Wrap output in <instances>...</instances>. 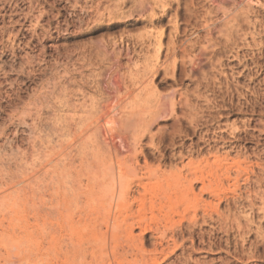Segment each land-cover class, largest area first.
<instances>
[{
    "label": "rangeland",
    "instance_id": "374dc122",
    "mask_svg": "<svg viewBox=\"0 0 264 264\" xmlns=\"http://www.w3.org/2000/svg\"><path fill=\"white\" fill-rule=\"evenodd\" d=\"M107 106L143 168L115 237L92 124ZM2 197L0 231L31 236L0 242V264H264V0H0Z\"/></svg>",
    "mask_w": 264,
    "mask_h": 264
},
{
    "label": "bare ground",
    "instance_id": "6f19581e",
    "mask_svg": "<svg viewBox=\"0 0 264 264\" xmlns=\"http://www.w3.org/2000/svg\"><path fill=\"white\" fill-rule=\"evenodd\" d=\"M107 105V104H106ZM109 105H111V104H109ZM104 106V105H103ZM115 106H113V107H111V106H107V107H100L101 109L100 110H98V112H96V114H95V117H94V120L92 121V124L94 125V129H95V131L97 132V136H98V138L97 137H95L93 140H95L96 138H97V140H95L96 141V144H97V146H96V148L98 149V150H96L97 152L99 151V153H100V155H101V157L100 158H103V157H105V163H106V167H105V171L104 172H102V173H105V175L107 176V178H109V180H110V182H109V184H110V191H111V201L112 200H114V204H109V205H107V206H105V207H108V209H107V212H106V208L104 207V213H106L103 217L102 216H100L101 217V220L102 219H104L105 220V224H104V226L106 227V230L109 232V231H111V233H109V234H111L112 235V237H115V231H119V226H120V221L121 220H119V216L120 215H122L120 212H118V210L119 209H121V207L120 208H118L119 206H120V202H121V205H124V202L125 201H127L128 200V197H129V195H130V190H129V182H130V179H132L133 177H136V175L138 174V172L139 171H141V169H143V168H141L138 164H132L131 163V160L132 159H128L126 162H122V160L119 158L120 156H119V154H120V148H119V144L117 145L116 144V142L115 141H117V142H119L120 143V146H122V144H124V143H126L127 141H126V136H124L125 134H123V133H121L120 132V130H118V123H117V120L114 118V115L112 116L111 114L113 113L112 112V110H114L115 108H114ZM115 112V111H114ZM114 114V113H113ZM150 126V125H149ZM119 128H120V126H119ZM145 131H147L146 129H145ZM141 134V133H140ZM95 135V136H96ZM143 136V135H142ZM128 139V138H127ZM138 139V138H137ZM140 140V139H139ZM95 141H94V143H95ZM126 141V142H125ZM136 141V140H135ZM138 141V140H137ZM139 142V141H138ZM128 144V143H127ZM95 146V145H94ZM102 149V150H99V149ZM94 149L95 148H93V151L92 152H94ZM95 151V152H96ZM100 151H102L103 152V154H101V152ZM124 151V150H123ZM97 152L96 153H93V155L95 156V154L96 155H98L97 154ZM99 155V156H100ZM102 155H105V156H103L102 157ZM91 157H92V155L90 156V159H91ZM80 158V157H79ZM93 158V157H92ZM98 158V157H97ZM96 157L95 158H93V159H95L94 161H96V162H99V159H97ZM129 158V157H128ZM92 159V160H93ZM104 159V158H103ZM72 160H73V158H72ZM84 160V159H83ZM98 160V161H97ZM59 161H60V159H59ZM63 161V160H62ZM85 161V160H84ZM93 161V163H95ZM133 161V160H132ZM90 162V161H89ZM100 162L101 163H103V161L102 160H100ZM76 163V162H75ZM125 163H130L131 165L128 167V166H126L125 165ZM58 164H61V163H58ZM74 164V163H73ZM98 164H100V163H98ZM146 164V163H145ZM192 164V161H189V165H191ZM88 165H90V164H88ZM97 165V164H96ZM96 165H95V167H96ZM102 166H103V164H101ZM100 165V166H101ZM58 166V165H57ZM68 166V165H67ZM92 166V165H91ZM147 166V165H146ZM98 168H100V167H98ZM102 168H104V167H102ZM74 169H76V168H74ZM146 169L148 170H146L147 171V173L149 172V175L151 174V171L146 167ZM95 170V169H94ZM99 170V169H98ZM81 171V170H80ZM99 172V171H98ZM152 172H153V170H152ZM94 173V172H93ZM68 174H69V171H68V168L66 167V165H63L62 166V168L59 170V172L57 173V178L59 179L60 178V180L59 181H63L62 183H60V185H59V183L57 184L58 186H62L63 185V183H64V181H66V180H64V178H66V175L68 176ZM96 175H97V173H95ZM155 174V173H154ZM154 174H152V175H154ZM194 174H196V173H193V175ZM86 175V174H85ZM174 175V174H173ZM179 174H177V176H178ZM189 175V174H188ZM191 176H188L189 177V179L186 177V181H185V177L183 178L184 179V182H187V184L186 183H184V186L186 187V190L188 189L189 191H192L193 189H192V187H193V182L194 181H197L198 180V178L200 179V177H198V178H196V176L194 177L192 174H190ZM65 176V177H64ZM90 176V175H89ZM94 176V175H93ZM102 176V175H101ZM100 176V177H101ZM106 176H105V178H106ZM193 176V178H192V180H194L193 182L191 181V177ZM92 177V176H91ZM98 177V176H97ZM161 177H163V176H161ZM166 177V176H165ZM170 177V176H169ZM173 177V176H172ZM179 177H183L182 175H179L178 177H177V180L179 179ZM202 177V176H201ZM80 178V177H79ZM99 178V177H98ZM104 178V179H105ZM175 180H176V177H173ZM103 179V180H104ZM150 179V178H149ZM183 179H182V181H183ZM108 180V181H109ZM201 180H202V178H201ZM206 180V179H205ZM72 181V180H71ZM198 181H200V180H198ZM92 182V181H91ZM138 182V187H140V186H142V181L140 180V181H137ZM178 184H181V181H179L178 180ZM51 183V182H50ZM183 183V182H182ZM209 183H210V181H209ZM15 184V183H14ZM65 184H66V182H65ZM80 184V183H79ZM20 185V184H19ZM83 185V184H82ZM100 185V184H99ZM98 185V186H99ZM145 185V183L143 184V186ZM147 185V184H146ZM182 185V184H181ZM188 187H187V186ZM206 183H204V181L202 182V186H201V191L200 192H202V191H204L205 189L206 190H208V188H209V191L210 192H214L213 190L215 189V187H213L212 186V184H210V185H207ZM214 185V184H213ZM101 186V185H100ZM209 186V187H208ZM72 187H73V185H72ZM81 187V186H80ZM185 187H184V189H185ZM63 188V187H62ZM62 188H59L58 189V191L56 192V194L58 195V196H62L63 197V199H65L66 197H67V194H66V192H65V190H64V188H63V190H61ZM65 188H66V186H65ZM68 188V187H67ZM67 188H66V190H67ZM95 188V187H94ZM100 188V187H99ZM145 188V187H144ZM144 188H142L143 190H144ZM42 189V188H41ZM95 189H97V188H95ZM105 189V188H104ZM146 189V188H145ZM70 189L68 188V191H69ZM82 190V189H81ZM185 190V191H186ZM187 190V191H188ZM68 191H67V193H68ZM74 191V190H73ZM78 191V190H77ZM107 191V190H106ZM187 191H186V193H187ZM15 192V191H14ZM38 192V191H37ZM75 192V191H74ZM96 192V191H95ZM46 193V192H45ZM193 193V192H192ZM212 193L210 194V196L212 195ZM215 193V192H214ZM40 194V193H39ZM41 194H43L42 192H41ZM93 194V193H92ZM32 195H33V192H32ZM54 195V194H53ZM90 195V194H89ZM104 195V194H103ZM216 195V194H215ZM13 196V195H12ZM35 196V195H34ZM47 196V195H46ZM79 196V195H78ZM96 197H97V195H95ZM105 196V195H104ZM80 197V196H79ZM82 197V196H81ZM34 198V197H33ZM106 198V197H105ZM62 199V198H61ZM85 199H87V198H85ZM89 199V198H88ZM88 199L86 200V201H88ZM35 200V199H34ZM13 201V200H12ZM90 201V200H89ZM88 201V202H89ZM106 201H108V200H106ZM34 202V201H33ZM49 202V201H48ZM53 202V201H52ZM87 202V203H88ZM102 202V201H101ZM108 202H110V201H108ZM54 203V202H53ZM131 203V202H130ZM3 204H5L4 206H6V207H8V206H10V208L12 209L13 207H14V203H11L10 204V201L9 202H6V197H2V198H0V208H1V206L3 205ZM36 204V203H35ZM41 204V203H40ZM73 204V203H72ZM94 204V203H93ZM106 204H108V203H106ZM76 205V204H75ZM79 205V204H78ZM104 205V204H103ZM3 206V207H4ZM59 206V205H58ZM70 207V206H69ZM85 207V206H84ZM9 208V209H10ZM34 208V207H33ZM38 208V207H37ZM72 208V207H71ZM82 208V207H81ZM14 209V208H13ZM52 209V208H51ZM55 209V208H54ZM58 209V208H57ZM67 209V208H66ZM66 209H64L65 211H68V210H66ZM118 209V210H117ZM128 209H129V207H128ZM49 210V209H48ZM76 210V209H75ZM87 210V209H86ZM131 210V209H130ZM39 211V210H38ZM122 211V210H121ZM13 212V211H12ZM45 212V211H44ZM50 212H52V210L50 211ZM73 212V211H72ZM100 212V211H99ZM64 213V212H63ZM102 213V212H101ZM103 213V214H104ZM118 213H120L119 215H118ZM47 214V213H46ZM65 214V213H64ZM82 214V213H81ZM102 214V215H103ZM127 214V213H126ZM130 214H132L131 213V211H130ZM60 215H62V214H60ZM72 215V214H71ZM64 216H67L66 214L64 215ZM74 216V215H73ZM128 216V215H127ZM133 215H129V217H126V216H123V217H125L126 219L127 218H130L131 220H132V217ZM49 217H51V216H49ZM99 217V218H100ZM40 218V217H39ZM44 218V217H43ZM54 218V217H53ZM72 219V217H70V216H68L67 217V220L69 221V219ZM82 218V217H81ZM87 218V217H86ZM98 218V219H99ZM83 219V218H82ZM82 219H79V223H77V224H81L80 223V220H81V222H82ZM125 219V220H126ZM67 220H65V221H67ZM73 220V219H72ZM100 220V219H99ZM104 220H102V222H104ZM128 220V219H127ZM125 221V223L124 224H126V225H123V226H125V227H128L129 228V226H132V224H131V222L133 223V221ZM64 221V222H65ZM43 222V221H42ZM69 222H71V220L69 221ZM69 222H66V223H69ZM75 222V221H74ZM77 222V221H76ZM76 222H75V224H76ZM98 222V221H97ZM101 222V223H102ZM124 222V220L122 219V223ZM130 222V223H129ZM65 223V226L67 225L68 226V224H66ZM100 223V222H99ZM127 223H129L128 224V226H127ZM43 224H44V222H43ZM70 224L71 223H69V227L68 228H70V229H68V228H63L64 230L65 229H68L67 231H66V234H67V236L69 235V232H73L74 234H75V230H74V227H75V229H76V227H77V225H75V226H71L70 227ZM73 224V223H72ZM71 224V225H72ZM91 224V223H90ZM103 224V223H102ZM131 224V225H130ZM100 225V224H99ZM99 225H97V226H99ZM23 226V225H22ZM64 226V225H63ZM66 226V227H67ZM47 227V226H46ZM102 227V226H101ZM61 228H62V226H61ZM73 228V229H72ZM45 229V228H44ZM48 229V228H47ZM52 229V228H51ZM57 229V228H56ZM100 229V228H99ZM114 229H115V231H114ZM117 229V230H116ZM127 229V228H126ZM75 231V232H74ZM44 232V231H43ZM51 232V231H50ZM98 232H99V230H98ZM105 232V231H104ZM28 233V231H27V229L24 227H18L16 230H14V229H12L11 231H7V230H1L0 231V242L1 243H4V245L5 244H7L8 245V243H9V246L10 247H12V249L14 248V250L15 249H17V250H19L20 249V247H21V245H23V242H24V238H26L25 237V235ZM49 233V230L46 232V235ZM71 233H70V235H71ZM72 233V234H73ZM100 233V232H99ZM50 234V233H49ZM49 234H48V236H49ZM102 234V233H101ZM107 234V233H106ZM114 234V235H113ZM173 234V233H172ZM52 235V234H51ZM50 235V236H51ZM100 235V234H99ZM105 235V234H104ZM103 235V236H104ZM31 236V235H30ZM30 236L28 237V238H30ZM49 236V237H50ZM53 236H54V234H53ZM165 236V235H164ZM173 236V235H172ZM112 237H110L109 236V238H108V240H112L113 241V239H112ZM28 238H26L27 240L26 241H28ZM32 238V237H31ZM54 238V237H53ZM68 238H72L71 236L70 237H68ZM101 238V237H100ZM103 238H105L106 239V235H105V237H103ZM69 239V240H70ZM99 239V238H98ZM115 239V238H114ZM52 240V239H51ZM72 240H74L73 238L70 240V242L71 243H73L72 242ZM25 241V242H26ZM29 241H31V239L29 240ZM163 241V240H162ZM24 242V243H25ZM91 242V241H90ZM105 243L107 242L106 240L104 241ZM103 242V243H104ZM111 242V241H110ZM161 242V241H160ZM66 243V242H65ZM86 243V242H85ZM94 243H95V241H94ZM100 243H102V242H100ZM113 243V242H112ZM162 243V242H161ZM70 244V243H69ZM91 244V243H90ZM106 244H108V242L106 243ZM111 246H112V244L111 243H109ZM71 245V244H70ZM69 245V247L71 248V251L73 250V252H70V251H68L70 254H72L73 255V253H74V250L75 251H77L78 252V248H77V246L78 245H76L75 243H73L72 245H73V247L74 246H76L75 248L77 249H73L71 246ZM85 245V244H84ZM120 245V244H119ZM106 247V246H105ZM117 247V246H116ZM67 248V247H66ZM119 248V247H118ZM11 249V248H10ZM12 249L10 250V251H12ZM51 249H53L52 247H51ZM68 249V248H67ZM66 249V250H67ZM93 249V248H92ZM110 249V248H109ZM113 249V248H112ZM49 250H50V248H49ZM66 250H65V252H66ZM87 250V249H86ZM111 250V249H110ZM115 251V250H114ZM64 252V253H65ZM68 252H66V255H68ZM76 252V253H77ZM89 253V252H88ZM83 254V253H82ZM62 255H63V253H62ZM65 255V254H64ZM19 256V255H18ZM86 256V255H85ZM92 256V255H91ZM70 257V256H69ZM80 257H82V256H80ZM11 258H12V256H11ZM14 258V257H13ZM67 258V257H66ZM65 258V259H66ZM71 258H72V256H71ZM70 258V259H71ZM83 258V257H82ZM73 259V258H72ZM66 262L67 261H69L70 262V260L68 259V260H65ZM82 262V261H81Z\"/></svg>",
    "mask_w": 264,
    "mask_h": 264
}]
</instances>
